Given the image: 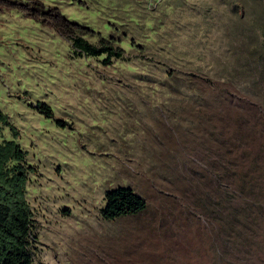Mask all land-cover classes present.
<instances>
[{
  "label": "rangeland",
  "instance_id": "obj_1",
  "mask_svg": "<svg viewBox=\"0 0 264 264\" xmlns=\"http://www.w3.org/2000/svg\"><path fill=\"white\" fill-rule=\"evenodd\" d=\"M3 1L0 112L34 168L32 264H221L241 206L255 235L228 264H264V0ZM30 1L122 57L73 56ZM117 187L146 208L104 221Z\"/></svg>",
  "mask_w": 264,
  "mask_h": 264
},
{
  "label": "trees",
  "instance_id": "obj_2",
  "mask_svg": "<svg viewBox=\"0 0 264 264\" xmlns=\"http://www.w3.org/2000/svg\"><path fill=\"white\" fill-rule=\"evenodd\" d=\"M0 2L7 1L0 0ZM25 8L31 9L27 11L29 18L53 29L69 42L72 54L77 58L103 56L102 64L107 66L113 58L119 59L123 55V51L114 47L112 41L101 38L96 45L89 43L84 36L92 31L67 21L56 8L45 9L37 1L26 3ZM34 12H38L43 18H37ZM35 109L46 118H52L49 107L41 104ZM3 126L9 127L14 137L0 144V264H32L36 237L32 231V212L25 193L28 175L34 171V168L25 163L26 153L15 140L18 134L9 125L6 115L0 112V133ZM145 208L144 199L131 188L117 187L104 193V206L99 214L102 220L111 222L119 218L135 216ZM252 222L249 213L242 206L227 214L226 224L231 236L226 243H235L234 246L230 245V251L237 258L219 260L221 264L242 258L239 257L240 247L237 246L245 244L255 235Z\"/></svg>",
  "mask_w": 264,
  "mask_h": 264
},
{
  "label": "clouds",
  "instance_id": "obj_3",
  "mask_svg": "<svg viewBox=\"0 0 264 264\" xmlns=\"http://www.w3.org/2000/svg\"><path fill=\"white\" fill-rule=\"evenodd\" d=\"M57 9V8H56ZM64 17V16H63Z\"/></svg>",
  "mask_w": 264,
  "mask_h": 264
}]
</instances>
